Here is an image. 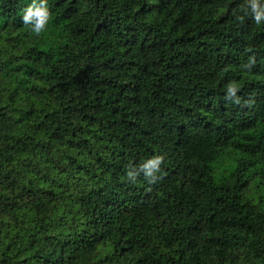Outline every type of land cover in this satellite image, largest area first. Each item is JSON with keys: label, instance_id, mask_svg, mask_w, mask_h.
Segmentation results:
<instances>
[{"label": "trees", "instance_id": "1", "mask_svg": "<svg viewBox=\"0 0 264 264\" xmlns=\"http://www.w3.org/2000/svg\"><path fill=\"white\" fill-rule=\"evenodd\" d=\"M31 2L0 0V264H264V22L245 0H47L39 35ZM157 154L158 178L130 182Z\"/></svg>", "mask_w": 264, "mask_h": 264}, {"label": "clouds", "instance_id": "2", "mask_svg": "<svg viewBox=\"0 0 264 264\" xmlns=\"http://www.w3.org/2000/svg\"><path fill=\"white\" fill-rule=\"evenodd\" d=\"M245 4L246 8L251 11L252 19L256 24L264 22V0H245ZM21 19L30 32L39 35L45 29L48 20L47 0H32L24 9ZM237 88L238 85L235 83L228 84L225 96L238 103ZM162 160L163 157L157 154L142 160L138 165H130L126 169V177L130 182L136 181L140 176L149 182H153L158 178V173L161 171Z\"/></svg>", "mask_w": 264, "mask_h": 264}]
</instances>
